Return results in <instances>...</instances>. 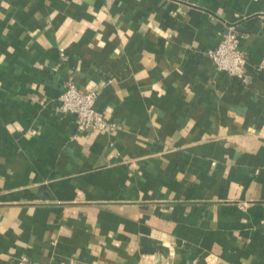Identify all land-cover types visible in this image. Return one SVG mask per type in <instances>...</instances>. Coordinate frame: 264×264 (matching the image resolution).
Returning <instances> with one entry per match:
<instances>
[{
    "label": "crops",
    "instance_id": "0c3cea01",
    "mask_svg": "<svg viewBox=\"0 0 264 264\" xmlns=\"http://www.w3.org/2000/svg\"><path fill=\"white\" fill-rule=\"evenodd\" d=\"M233 25L244 79L206 55ZM116 128L79 132L65 82ZM264 264V0H0V264Z\"/></svg>",
    "mask_w": 264,
    "mask_h": 264
},
{
    "label": "built area",
    "instance_id": "2783aa9c",
    "mask_svg": "<svg viewBox=\"0 0 264 264\" xmlns=\"http://www.w3.org/2000/svg\"><path fill=\"white\" fill-rule=\"evenodd\" d=\"M239 36L235 26L228 25L219 32L217 44L206 51L217 72L230 78L243 80L245 77L246 55L240 49ZM98 93L96 91H80L72 79L65 82L58 97L57 110L62 114L75 117L76 129L79 132L112 131L115 125L107 122L104 116L94 109ZM15 264H37L28 256L22 255Z\"/></svg>",
    "mask_w": 264,
    "mask_h": 264
}]
</instances>
